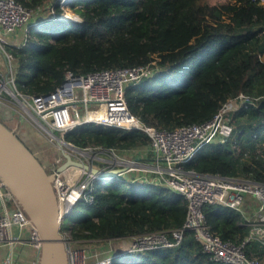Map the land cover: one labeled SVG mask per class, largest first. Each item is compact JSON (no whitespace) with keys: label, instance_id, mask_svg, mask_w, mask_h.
Here are the masks:
<instances>
[{"label":"trees","instance_id":"16d2710c","mask_svg":"<svg viewBox=\"0 0 264 264\" xmlns=\"http://www.w3.org/2000/svg\"><path fill=\"white\" fill-rule=\"evenodd\" d=\"M27 8H47L48 17L30 28L25 44L8 46L14 83L23 93L54 89L64 72L128 65H152L155 73L125 89L129 110L160 129L210 119L229 100L243 94L227 112L231 135L203 145L183 163L198 173L264 180V3L255 0H73L78 20L58 18V0H17ZM37 12V13H38ZM54 12L55 19H51ZM78 147H144L139 129L83 124L65 133ZM260 153H264L260 150ZM244 155L248 156L243 159ZM245 156V157H246ZM137 180V181H136ZM94 200L72 208L83 216L66 227L72 241L120 240L151 230L181 226L187 207L181 196L151 176H122L95 185ZM213 234L240 242L249 233L243 216L220 204L204 203ZM63 228H61L62 230ZM246 253L264 264V244L250 240ZM120 264H225L202 250L192 230L174 247L112 256Z\"/></svg>","mask_w":264,"mask_h":264},{"label":"built area","instance_id":"2783aa9c","mask_svg":"<svg viewBox=\"0 0 264 264\" xmlns=\"http://www.w3.org/2000/svg\"><path fill=\"white\" fill-rule=\"evenodd\" d=\"M64 1L66 0L58 2L60 4ZM255 1L264 3V0ZM39 10L40 7L27 8L17 0H0V53L6 64L5 71L0 69V104L9 106V100L13 101L18 105L19 109L14 111L20 119L27 121L50 142H56L59 149L63 146L75 160L87 162L102 171L126 167V170L119 171L117 175L94 174L75 166L59 172L56 167L61 161L53 158L52 184L58 199L60 222L80 199L93 202L97 183L119 179L133 170H143L155 174L156 179L180 194L187 207L186 217L178 227L129 235L124 253L174 247L181 242L186 230H192L195 239L201 243L202 250L212 259L225 264H259L256 258L247 255L246 245L256 233L264 229V180L198 173L183 167V163L190 160L203 145L216 137L222 141L231 135L232 124L227 112L238 107V98L242 102H248V98L240 94L238 98L228 101H234L236 106L230 107L227 102L213 117L205 121L160 129L143 123L129 110L125 98L127 86L155 73V67L149 64L102 68L84 73L66 70L63 80L49 92H20L14 83V57L8 46L25 44L30 28L34 25L30 20ZM18 30L23 31L24 39L15 43L10 38ZM76 89L79 90V97L75 95ZM91 123L113 128L139 129L147 134L149 143L144 147L124 149L97 145L81 148L65 140V133L77 126ZM147 153L151 154V163L155 164L140 163ZM204 203L220 204L240 213L244 218L243 222L249 225L248 235L236 242L213 234L202 212ZM247 208L255 210L248 213ZM28 222V216L0 179V245L9 247L1 264H13V249L15 244L25 241L20 231L26 229ZM14 227L19 230L18 233L12 232ZM26 230V240L37 248L39 257V233L32 225ZM63 236L71 264H84L83 254L71 247L69 233ZM34 264H38V258ZM97 264H113L112 257Z\"/></svg>","mask_w":264,"mask_h":264},{"label":"water","instance_id":"95a60500","mask_svg":"<svg viewBox=\"0 0 264 264\" xmlns=\"http://www.w3.org/2000/svg\"><path fill=\"white\" fill-rule=\"evenodd\" d=\"M250 102L251 100H246ZM70 147H73L72 145ZM56 158L62 161L56 171L69 166L99 175H117L126 167L102 171L87 162L75 160L60 147ZM0 179L9 188L40 237L38 264H67L65 238L61 232L58 199L53 188L54 171H48L35 153L19 137L16 129L0 118ZM120 179V178H119Z\"/></svg>","mask_w":264,"mask_h":264},{"label":"rangeland","instance_id":"374dc122","mask_svg":"<svg viewBox=\"0 0 264 264\" xmlns=\"http://www.w3.org/2000/svg\"><path fill=\"white\" fill-rule=\"evenodd\" d=\"M59 1V0H58ZM67 1V0H66ZM64 1L63 3L60 2V6L63 9V13L58 17V18H62V19H67V20H78L79 17L78 15L72 10V8L68 5V3L70 1ZM73 1V0H71ZM210 3H215V2H224L226 0H208ZM48 10L47 8L42 9V11L35 13L30 22L32 23H39L41 22L44 18L48 17ZM44 16V18H43ZM51 19H55V15L54 12H51ZM33 26V25H32ZM31 26V27H32ZM262 34L264 35V28H262ZM19 32V36H18V41L21 42L22 39H24L23 36V31L22 30H18ZM11 40L15 41V39L10 38ZM262 57L264 58V54L262 55ZM0 69L5 71L6 70V64L4 62V59L0 53ZM75 95L76 97H79V90L76 89L75 90ZM242 102V99L238 98L237 103L238 105H240V103ZM230 103V104H229ZM9 106H5L6 108H8L9 110H11L13 112L14 118L15 119H19L21 122H26L22 119H20L19 115H16L14 109H19L18 105H16L13 101L9 100L8 102ZM229 106L232 107L233 105L236 106L234 101H230L228 102ZM232 110V109H231ZM229 120H230V116L227 115ZM7 125L10 127H13L16 129V132L18 134L21 135V129L15 127L13 122L7 121ZM29 125V123H28ZM31 126V125H30ZM57 135H60L59 132H55ZM40 134V133H39ZM41 137V141H40V145H41V150L34 148L33 147V151L35 152L36 155L39 156V158L43 161V164L45 165L46 169L48 171H52V165H53V157L52 156H47L48 154H53L55 152H59V147L58 144L56 142H50L45 136H43L42 134H40ZM228 138V137H227ZM226 139V138H225ZM218 140H220L219 138H214V142H218ZM264 149V145L262 144L261 147H259L256 150V154L257 155H261L264 157V153H260V150L263 152ZM43 151H45V153H43ZM131 155H134V153H131ZM244 155L243 159L247 158L248 156ZM129 158H132V156L129 155ZM150 158H152L150 153H147L146 156L144 157V159H142L140 161L141 164H147V165H153L155 163H151ZM59 161H62L59 160ZM151 163V164H150ZM141 175H152L151 173L147 172V171H141V170H133L130 171L128 173L125 174V176L131 177H139ZM137 181V180H136ZM83 216V211H79V210H75L72 213H69L68 215H66L63 219V221L61 222V228H63L61 230L62 234H68V229L66 228L71 222L72 220H76L79 219ZM253 240L255 241H259L260 243L264 244V229L255 234V237L253 238ZM121 243H124L120 240H106V241H96V240H79V241H71V247H74L76 249H78L82 254H83V260H84V264H97L98 262H100L101 260H105L108 258H111L112 256L115 257V255H121L122 253L120 252L122 250L121 248ZM120 252V253H119ZM66 256H67V264H71V260L69 255L67 254L66 251ZM113 264H120V262H113Z\"/></svg>","mask_w":264,"mask_h":264},{"label":"crops","instance_id":"0c3cea01","mask_svg":"<svg viewBox=\"0 0 264 264\" xmlns=\"http://www.w3.org/2000/svg\"><path fill=\"white\" fill-rule=\"evenodd\" d=\"M19 33L14 34L11 36L12 39H15V43H19L18 39ZM5 104H0V114L3 116V121L7 123V121L13 122L15 127L21 129V135L22 137L26 140L29 145L33 146L34 148H37L41 150V135L39 132L33 127L28 125L26 122H21L19 119H15L13 112L6 108ZM31 146V147H32ZM32 147V148H33ZM45 153V151H43ZM255 210V208H247L246 211L248 213H252ZM13 233H18L19 230L17 228H12ZM22 238L25 239L24 242L17 243L15 244V247L13 249L14 251V262L13 264H34V262L38 258V250L37 248L28 242L26 239L28 237V231L22 230L20 231ZM121 248L122 250L120 251L121 253L124 252L127 248V242L121 243ZM9 252V247L7 245H0V264L2 263L5 255ZM119 252V253H120Z\"/></svg>","mask_w":264,"mask_h":264},{"label":"flooded vegetation","instance_id":"af4514ba","mask_svg":"<svg viewBox=\"0 0 264 264\" xmlns=\"http://www.w3.org/2000/svg\"><path fill=\"white\" fill-rule=\"evenodd\" d=\"M0 118L1 119H3V116L0 114ZM19 135V137L25 142V144L33 151V148L29 145V143H27L26 142V140L22 137V135H20V134H18ZM34 152V151H33ZM35 153V152H34ZM58 153L57 152H55V153H53V154H48L47 156H52L53 158H56V155H57ZM36 155V154H35ZM37 157H38V159L43 163V161L39 158V156L38 155H36ZM44 165V164H43ZM45 166V165H44Z\"/></svg>","mask_w":264,"mask_h":264}]
</instances>
